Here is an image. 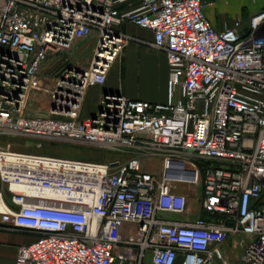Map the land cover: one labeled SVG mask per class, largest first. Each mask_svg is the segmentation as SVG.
<instances>
[{"label":"built area","instance_id":"obj_1","mask_svg":"<svg viewBox=\"0 0 264 264\" xmlns=\"http://www.w3.org/2000/svg\"><path fill=\"white\" fill-rule=\"evenodd\" d=\"M123 1L0 0V137L132 155L98 163L0 147V214L35 236L15 264H230L228 240L239 264H264V10L216 30L203 0L120 11ZM123 24L149 31L164 54L166 100L103 92L81 119L88 86H103L134 40ZM88 38V67L44 86L47 59ZM31 91L48 95L44 115L25 113ZM194 196L201 215L170 218L190 214Z\"/></svg>","mask_w":264,"mask_h":264},{"label":"crops","instance_id":"obj_2","mask_svg":"<svg viewBox=\"0 0 264 264\" xmlns=\"http://www.w3.org/2000/svg\"><path fill=\"white\" fill-rule=\"evenodd\" d=\"M203 2V13L216 30L230 26L236 19L245 23L250 16L264 10V0H203ZM137 4L136 0H126L120 2L117 8L126 11L135 8ZM262 29L264 31V27ZM120 31L133 37L134 40L130 41L124 52L113 62L105 84L87 88L79 113L81 119L96 112L103 92H118L129 99L139 101L166 100L168 65L163 53L148 47V43L152 40L151 33L130 24H123ZM87 96L89 102L86 104ZM5 196L7 201V195ZM201 214L196 210L190 214L172 215L170 218L184 221ZM34 239L35 236L30 232L13 229L12 218L9 215L0 214V264H15L17 249L31 244ZM227 245L234 247V243L230 240L227 241L224 249Z\"/></svg>","mask_w":264,"mask_h":264},{"label":"rangeland","instance_id":"obj_3","mask_svg":"<svg viewBox=\"0 0 264 264\" xmlns=\"http://www.w3.org/2000/svg\"><path fill=\"white\" fill-rule=\"evenodd\" d=\"M92 46L93 41L91 38L84 39L83 41L74 45L69 51L49 57L47 62L41 66L40 77L43 80V85L46 87L51 86L54 83L57 73H59V71L64 67H88L91 59ZM155 62L156 65L159 64L157 60H155ZM88 96L86 98V104L89 102ZM48 106L49 97L47 94L40 93L38 91H31L27 96V100L24 105V111L26 114L31 116L44 115L48 110ZM49 144L51 145V141H44L34 138L0 137V147L10 145L11 150L16 152L67 157L75 160L98 163H104L115 159L124 161L132 156L131 154L110 152L105 149H100L81 143L79 144L57 141L54 142L52 146H49ZM158 164V159H151L147 163L149 170L152 171L158 168ZM195 198L196 196H194V200L189 201L188 208L190 212L196 211L200 208L199 203L195 200ZM225 251L228 253L227 258H229L230 264H239L237 262L239 248L227 245Z\"/></svg>","mask_w":264,"mask_h":264},{"label":"bare ground","instance_id":"obj_4","mask_svg":"<svg viewBox=\"0 0 264 264\" xmlns=\"http://www.w3.org/2000/svg\"><path fill=\"white\" fill-rule=\"evenodd\" d=\"M31 192L35 195H39L40 197H53V198H60V196L56 193H53L51 191H43L38 189H33Z\"/></svg>","mask_w":264,"mask_h":264},{"label":"trees","instance_id":"obj_5","mask_svg":"<svg viewBox=\"0 0 264 264\" xmlns=\"http://www.w3.org/2000/svg\"><path fill=\"white\" fill-rule=\"evenodd\" d=\"M52 144H54V142H51V145L49 144V146H52Z\"/></svg>","mask_w":264,"mask_h":264}]
</instances>
